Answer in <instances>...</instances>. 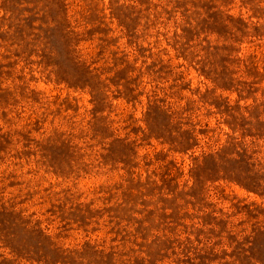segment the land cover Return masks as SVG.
<instances>
[{
    "label": "rangeland",
    "instance_id": "obj_1",
    "mask_svg": "<svg viewBox=\"0 0 264 264\" xmlns=\"http://www.w3.org/2000/svg\"><path fill=\"white\" fill-rule=\"evenodd\" d=\"M0 264H264V0H0Z\"/></svg>",
    "mask_w": 264,
    "mask_h": 264
}]
</instances>
